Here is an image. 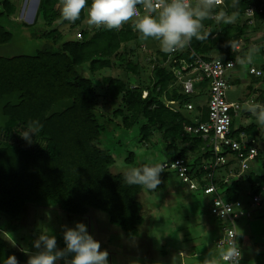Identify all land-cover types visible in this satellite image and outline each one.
<instances>
[{
    "label": "trees",
    "instance_id": "obj_1",
    "mask_svg": "<svg viewBox=\"0 0 264 264\" xmlns=\"http://www.w3.org/2000/svg\"><path fill=\"white\" fill-rule=\"evenodd\" d=\"M60 1L38 0L32 23L42 20L50 26L38 34L45 39L39 49L31 55L0 56V99L7 98L1 106L5 124L0 128V214L11 220L20 218L29 204L56 206L74 217L86 216L93 210L105 215L107 222L117 226L125 239H133L139 235L145 222L142 215L144 205L140 200L143 187L126 184V172L112 170L114 155L101 146L104 127L96 113L99 94L86 72L93 76L97 71L108 68L113 56L125 62L128 71L135 72L136 66L119 50L123 43L140 39V35L132 30L130 24L119 30L81 28L83 20L88 18L87 6L80 19L69 22L60 15ZM232 3L233 0H227L225 5L213 10L211 19L203 21L204 29L210 30L207 40L193 38L185 50L171 56L173 59L168 64L163 62L169 54L159 52L160 59H154L148 84L125 82L110 76L101 80L110 99L122 95L123 106L129 113L122 118L125 127H129L136 118L143 117L142 139L149 138L154 130L161 133L169 155L166 161L159 162L166 165L164 171L178 177L170 164L182 159L190 176L199 184H204L202 177L212 171L211 168H202L204 163L209 164L207 161L212 160L211 149L205 147L201 137L186 133L184 125L194 119H206V104H194L193 98L206 90L207 85L200 82L195 85L193 93H185L180 84H175L170 67L177 66L180 59L189 61L194 56L208 59L211 54L224 61L233 60L236 64L241 52L235 48L236 40L243 36L248 25L238 22L215 25L214 17L219 11L230 14L237 11L238 18L244 17V11L252 1L239 0V9L232 8ZM0 6V44H3L12 36L1 24V18L11 17L16 8L10 0H0ZM254 18L264 22V14L256 13ZM57 21L67 24L70 29L78 28L80 38L75 33L73 38L61 42L64 35L51 28ZM22 25L26 24L22 22ZM84 64L85 69L81 68ZM253 67L261 75L248 72L251 85L260 82L264 86V72ZM164 101H178L180 108L174 112L165 106ZM190 102L194 105L193 110L184 106ZM258 103L264 105V95L258 98ZM116 113H122V110L113 112L114 115ZM245 114L250 117L246 125L237 124L236 117H233V134L244 131L248 136H258L264 127L248 111ZM34 122L42 125L41 131L31 134V141L25 140L22 134ZM189 151L191 156L187 158ZM131 156L130 152L126 158ZM262 161L261 172L248 169L223 182L221 177L227 172H237L235 167H223L217 169L216 179L211 178V181L219 186L223 199L246 202L250 194L264 185ZM243 181L247 183L245 192L240 186ZM10 255L16 257L18 264H27L26 253L11 247L0 237V264H4Z\"/></svg>",
    "mask_w": 264,
    "mask_h": 264
},
{
    "label": "rangeland",
    "instance_id": "obj_2",
    "mask_svg": "<svg viewBox=\"0 0 264 264\" xmlns=\"http://www.w3.org/2000/svg\"><path fill=\"white\" fill-rule=\"evenodd\" d=\"M10 1L15 5L16 12L9 18L2 17L1 24L12 37L9 42L0 44V56L31 55L45 43V39L38 34L49 29L50 26H46L42 20L32 23L35 18L37 0ZM60 8L61 4L58 7L59 11ZM22 22L26 25L23 26ZM236 22L240 25L246 23L248 25L243 36L236 40V45L241 52L230 81L238 80V82L231 81L227 92V97H236L235 99L238 100L237 97L245 93L244 84L251 80L248 73L249 65L259 67L264 72V22L258 19L248 21L244 17L238 18ZM214 24L219 23L215 21ZM93 27L87 24V18L81 24V28L88 30ZM51 28L57 29L64 35L61 42L73 38L76 31H79L78 28L70 29L67 24L59 21L55 22ZM254 47H259V53H254ZM119 51L136 66L135 72L128 71L126 63L113 56L108 68L97 71L93 76L86 72V76L92 78L99 94L96 113L104 127L100 138L101 146L114 155L115 164L112 170L127 172L133 167L166 161L169 155L165 151V141L157 130H154L149 138L142 139L140 129L145 123L143 117L136 118L129 127L123 125L122 118L129 113L123 106L122 95L110 99L106 87L101 82L104 77L110 76L125 82L148 84L152 75L154 58L160 59L159 42L152 38L146 41L136 39L123 43ZM250 54L253 55L254 63L243 65L239 63L240 60H246ZM214 55L211 54L212 57ZM81 68L85 69L86 64ZM206 98L207 89L194 97L193 103L206 104ZM6 100L7 98L0 99V128L5 124L1 106ZM118 109L122 110V113L114 115L113 112ZM246 120L240 113L235 122L245 124ZM130 152L132 156L126 158ZM189 154L190 151L187 158L191 156ZM262 164V159H257L250 163L249 169L253 172H261ZM160 179L161 183L154 191L142 188L140 200L144 205L142 215L145 222L140 227L139 235L133 239H125L117 226L110 225L105 215L96 211L92 210L83 217H74L48 204L40 206L29 204L22 216L13 220L0 214V237L18 251L27 250L24 252L29 259L30 255L43 250V246L41 249L34 247V242L42 233L54 236L57 241V250H62L66 248L63 239L64 231L67 228H75L76 223L80 222L85 224L87 232L100 243L101 250L107 251L108 264L223 263L220 259L221 250L213 244L216 237L221 235V221L210 214L211 196L201 191L189 190L187 184L181 182L170 171H163ZM246 184L244 181L240 183L243 192L247 188ZM235 226L237 232L243 236L244 242L252 241L259 247L264 246V212L255 211L251 218H239L235 221ZM242 251H245V246ZM73 255L74 253H69L65 258L58 260L57 264H67ZM262 258H264L263 254L260 256L261 260ZM240 263L256 264L246 263L244 259Z\"/></svg>",
    "mask_w": 264,
    "mask_h": 264
},
{
    "label": "clouds",
    "instance_id": "obj_3",
    "mask_svg": "<svg viewBox=\"0 0 264 264\" xmlns=\"http://www.w3.org/2000/svg\"><path fill=\"white\" fill-rule=\"evenodd\" d=\"M224 4L225 0H91L90 4L88 0H61L60 15L63 20L75 22L87 6L89 26L119 30L132 21L141 40L152 38L159 42L162 52L171 55L188 47L193 38L197 41L207 40L210 30L204 29L203 21L211 19L213 10ZM231 7L239 9V0H233ZM214 18L217 23L231 25L236 23L238 12L229 14L219 11ZM253 51L259 53L260 49L254 47ZM239 63H254L253 55L250 54ZM245 110L264 127V105L248 103ZM41 128L39 122H34L23 132L22 137L31 141V134H39ZM163 171L164 165L160 163L133 167L125 173L124 180L128 185L154 191L161 183L160 174ZM237 235L235 232L229 233L230 246L220 253L227 264H239L241 252L235 242ZM63 239L66 248L57 250L55 237L42 233L34 242V247L41 249L43 246V250L30 255L27 264H57L69 253L74 255L67 264H108L107 251L101 250L100 243L87 232L85 224L77 222L75 228H67ZM4 264H18V261L10 255Z\"/></svg>",
    "mask_w": 264,
    "mask_h": 264
},
{
    "label": "built area",
    "instance_id": "obj_4",
    "mask_svg": "<svg viewBox=\"0 0 264 264\" xmlns=\"http://www.w3.org/2000/svg\"><path fill=\"white\" fill-rule=\"evenodd\" d=\"M248 1H252V4L244 11L245 20H254L256 13L264 14V0ZM88 2H91V0H88ZM126 24L133 27L132 21ZM132 30H135L134 27ZM76 37L80 38L79 31L76 32ZM235 48L239 50L237 45ZM173 54L168 55V59L163 63H171ZM177 63V66L172 65L170 68L174 74L175 84H180L185 93H193L195 85L200 82H205L207 85L206 119L203 121L194 119L192 123L184 125V131L201 137L205 142V147L211 149L212 160L207 161L209 164L204 163L202 168L203 170L211 168L212 171L202 177L205 183L199 184L196 178L190 176L182 159L174 160L170 167L176 169L178 177L190 189L201 190L204 194L212 196L209 205L210 214L221 221V235L216 237L213 244L224 251L230 246L229 233H237L235 221L242 217L251 218L255 211H264V185L250 194L246 202L241 200L227 201L219 194V186L211 181V178L216 179L215 172L219 168L227 167L231 169V167H235L237 172H227L222 177L217 175V177H221L223 182H227L231 178L246 172L250 167V163L257 158L264 160V131L258 136H248L244 131H239L237 135L233 134V117H237L240 112L245 114V105L254 102L253 98L234 101L227 99V91L230 87L229 76L235 68V61H224L216 57L204 59L194 56L189 61L180 59ZM248 72L255 76L261 75V72L253 66L248 68ZM143 93L145 95V92ZM164 104L174 112L180 108L178 101H164ZM184 106L187 110L194 109L191 102ZM235 242L239 248L237 236ZM220 259L224 264H227L221 255ZM240 261L241 258L239 263Z\"/></svg>",
    "mask_w": 264,
    "mask_h": 264
},
{
    "label": "crops",
    "instance_id": "obj_5",
    "mask_svg": "<svg viewBox=\"0 0 264 264\" xmlns=\"http://www.w3.org/2000/svg\"><path fill=\"white\" fill-rule=\"evenodd\" d=\"M250 66H252V65H249V67ZM232 75H233V71H232L230 76L232 77ZM230 76H229V80L231 79ZM233 82H234V80H233ZM244 90H245V93L241 97H237L238 100L253 98L254 102L258 103V98L260 96L264 95V86L260 82L254 84V85H251V82L249 81L248 83L244 84ZM227 95H228V93H227ZM235 98L236 97H234V98L227 97V99L230 101L236 100ZM243 116H245V118L247 120H246L245 124H243V123L242 124L246 125L250 122V117L246 114H243ZM256 212H264V211L261 210V211H256ZM237 241H238V245H239V248L241 251V261L240 262H242V259H244V262H246V263L247 262L248 263L254 262L256 264H264V258H262L263 260L260 259V256L262 254L264 255V246L259 247V245H257L256 242H252V241L244 242L243 236L240 233H238V235H237ZM243 246H245V251H242ZM260 250H261V252H260ZM221 252H222V250H221ZM207 264H208V262H207ZM221 264H223V263H221Z\"/></svg>",
    "mask_w": 264,
    "mask_h": 264
},
{
    "label": "water",
    "instance_id": "obj_6",
    "mask_svg": "<svg viewBox=\"0 0 264 264\" xmlns=\"http://www.w3.org/2000/svg\"><path fill=\"white\" fill-rule=\"evenodd\" d=\"M37 3H38V0H37V2H36V7H37Z\"/></svg>",
    "mask_w": 264,
    "mask_h": 264
}]
</instances>
